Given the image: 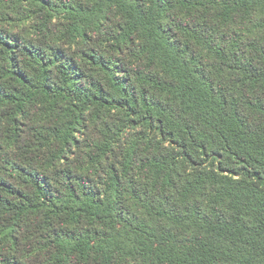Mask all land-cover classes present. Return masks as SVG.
Instances as JSON below:
<instances>
[{
    "label": "trees",
    "instance_id": "obj_1",
    "mask_svg": "<svg viewBox=\"0 0 264 264\" xmlns=\"http://www.w3.org/2000/svg\"><path fill=\"white\" fill-rule=\"evenodd\" d=\"M0 264H264V0H0Z\"/></svg>",
    "mask_w": 264,
    "mask_h": 264
}]
</instances>
